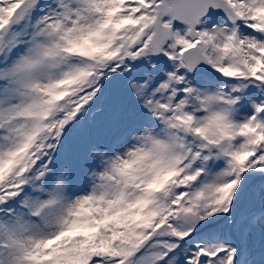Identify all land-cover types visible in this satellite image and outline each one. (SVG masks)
Instances as JSON below:
<instances>
[{"label": "snow or ice", "instance_id": "1", "mask_svg": "<svg viewBox=\"0 0 264 264\" xmlns=\"http://www.w3.org/2000/svg\"><path fill=\"white\" fill-rule=\"evenodd\" d=\"M0 264H264V0H0Z\"/></svg>", "mask_w": 264, "mask_h": 264}]
</instances>
